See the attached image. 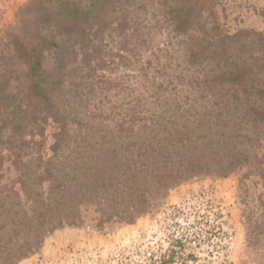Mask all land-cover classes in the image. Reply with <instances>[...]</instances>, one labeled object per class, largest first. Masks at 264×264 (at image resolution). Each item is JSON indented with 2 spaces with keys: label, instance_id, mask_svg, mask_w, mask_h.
<instances>
[{
  "label": "rangeland",
  "instance_id": "1",
  "mask_svg": "<svg viewBox=\"0 0 264 264\" xmlns=\"http://www.w3.org/2000/svg\"><path fill=\"white\" fill-rule=\"evenodd\" d=\"M164 1L136 12L149 37L140 47V63L135 52H127L125 59H114L115 71L97 75L89 67L79 69L76 54L44 52V69L60 67L63 79L56 107L68 117L85 114L99 129L101 120H116L120 111L165 110L164 88L158 85L168 76L201 78L222 66L186 67L189 46L211 29L228 38L249 34L229 42V60L251 68L258 88H264V70L258 69L264 63V0H208L192 30L177 37L162 17L175 0ZM28 3L0 0V83L15 102L0 116L5 123L0 128V264H160L170 251L177 253L169 264H264V184L254 171L243 176L251 167L225 178L188 179L165 191L154 185L153 171L133 167L126 154L107 153L100 161L88 151L76 155L68 140L71 131L67 141L53 147L55 125L36 122L26 67L9 35ZM143 66L147 72L139 71ZM173 85L185 88L179 80ZM199 105L204 104H177ZM16 123L19 128L12 132ZM45 169L53 177L39 184Z\"/></svg>",
  "mask_w": 264,
  "mask_h": 264
},
{
  "label": "trees",
  "instance_id": "2",
  "mask_svg": "<svg viewBox=\"0 0 264 264\" xmlns=\"http://www.w3.org/2000/svg\"><path fill=\"white\" fill-rule=\"evenodd\" d=\"M160 1L29 0L9 35L19 60L26 67L27 94L39 113L36 122L40 126L48 122L55 125L53 147L57 149L67 141L71 131L73 135L68 140L71 149L77 150L73 151L76 155L88 151L99 161L100 156L107 153L117 157L128 155L133 167L153 171L157 189L168 191L188 179L225 178L245 167L252 169L246 170L243 176L249 177V172L254 171L264 184V152L259 149L264 135V104L261 103L264 88H258L259 81L251 68L232 63L228 55L229 42L240 41L248 37L247 33L228 38L211 29L195 39L185 55L186 67L199 68L211 62L222 63V66H218V72H207L201 78L168 76L166 83L158 85L164 88L165 110L144 111L139 106L120 111L116 120L103 119L109 120L108 123L101 120L99 129L89 124L85 114L68 117L63 107H56L55 96L64 86L63 79L60 67L52 71L44 69L43 53L53 50L56 56L67 52L70 57L76 54L79 69L89 67L97 75L115 71L118 64L114 59H125L127 52H135L140 63V47L149 37L147 26L136 20V12L146 11ZM207 2L175 0L173 6L164 8L162 17L174 37L192 30ZM29 15L31 18L27 17ZM129 46L132 47L129 49ZM58 64L62 65V59ZM258 69L264 70V63ZM140 70L147 72L144 66ZM176 80L185 88L173 85ZM182 100H200L205 106H190L194 110L191 114L190 108L177 106ZM14 104L13 96L6 93L0 83V116ZM178 108L184 109L181 116ZM102 112L97 107V115ZM180 117L185 122H180ZM4 126L1 122L0 128ZM17 128L19 123L13 124L11 131L16 132ZM42 141L43 138L36 144L40 146ZM20 175L26 178L25 172ZM52 177L45 169V174L36 180L42 184ZM19 182L23 190L25 183ZM141 196L140 200H145ZM176 253L170 251L168 259L160 264H169Z\"/></svg>",
  "mask_w": 264,
  "mask_h": 264
}]
</instances>
